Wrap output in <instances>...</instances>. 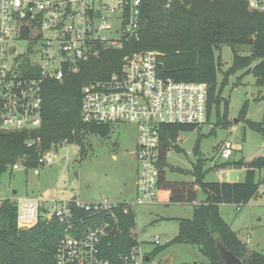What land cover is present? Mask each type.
Here are the masks:
<instances>
[{"label": "trees", "instance_id": "trees-1", "mask_svg": "<svg viewBox=\"0 0 264 264\" xmlns=\"http://www.w3.org/2000/svg\"><path fill=\"white\" fill-rule=\"evenodd\" d=\"M140 38L124 42L120 48L104 50L98 58L80 65L76 74L66 75L61 82L46 81L43 84L41 124L33 130L4 131L0 129V177L15 163L33 171L38 158L46 152H56L63 143L75 145L79 151L85 147L89 136L107 138L113 126L109 124L83 123L80 117V88L90 79H104L118 72L124 55L152 50L158 53L157 73L160 77L175 81L203 82L208 87L207 118H215L216 128L228 129L229 100L221 93L227 79L245 69L240 78L252 75L255 85L264 88V11L253 9L247 0H151L145 2L141 12ZM229 47L232 64L218 82L219 56L216 52ZM248 47L249 53L241 55L236 47ZM255 59L261 61L251 67ZM264 101V97L259 98ZM246 104L238 119L245 130L258 134L264 142V112L260 123L245 119ZM196 128L187 125H162L158 157L157 196L168 204L193 205L190 219L178 220L176 236L171 244L197 247L207 260L206 264H223L218 257L215 241L218 240L231 251L242 264H264V254L249 250L236 233L223 220L219 206L243 207L250 203L264 184L256 180V174L264 169V155L251 159L226 162L216 168H245L241 182H205L207 170L204 162H198L190 171L169 166L166 154L178 149L183 132ZM242 134V135H243ZM167 172L191 177L185 180H169ZM198 189L203 200L197 204ZM127 210L126 212H124ZM76 218L91 226L102 222L112 223L108 214L95 216L72 207ZM112 211L119 232L102 238L101 256L111 263L121 264L120 256L136 245L130 229L135 228V217L126 204H116ZM44 212V211H43ZM41 214L38 222L29 229L16 224V206L10 199L0 202V264H55L54 253L58 240L64 236L66 224L54 216ZM77 222V221H76ZM79 227V226H77ZM85 227L81 226L80 228ZM159 245L149 254L150 260L161 251Z\"/></svg>", "mask_w": 264, "mask_h": 264}, {"label": "built area", "instance_id": "built-area-1", "mask_svg": "<svg viewBox=\"0 0 264 264\" xmlns=\"http://www.w3.org/2000/svg\"><path fill=\"white\" fill-rule=\"evenodd\" d=\"M147 1L151 0H0V129H36L41 124L44 82H61L66 75L78 73L82 63L98 58L102 51L138 41L141 12ZM247 1L253 9L264 11V0ZM16 43L23 46L20 52ZM157 57L152 50L124 55L118 72L104 79L87 80L80 88L83 123H129L136 128L135 205L154 204L157 199L161 126L199 128L207 118V84L160 77ZM232 145L225 141L222 155L231 156ZM65 146L63 143L59 149ZM57 153L58 150L43 153L38 164L51 166ZM19 167L21 164L15 163L11 170ZM12 201L20 229L33 227L44 213L66 224L65 234L55 247V264H115L101 256L100 245L102 238L120 231L112 211L116 204L45 201L27 195ZM72 207L92 216L108 214L112 223L86 227ZM129 232L136 245L119 257L121 264H151V251L145 252L144 246H158L157 238L146 242L136 228Z\"/></svg>", "mask_w": 264, "mask_h": 264}, {"label": "rangeland", "instance_id": "rangeland-1", "mask_svg": "<svg viewBox=\"0 0 264 264\" xmlns=\"http://www.w3.org/2000/svg\"><path fill=\"white\" fill-rule=\"evenodd\" d=\"M21 43H16V49L21 51ZM241 55L249 53L248 47H236ZM219 56L220 71L218 82L224 80L225 72L232 64V53L229 47H222L216 52ZM261 60L255 59L251 67ZM245 69L239 70L230 76L222 90V97L229 100L228 129L216 128L215 118L212 115L209 123L196 128L191 132H183L178 140V149H172L166 154L169 166L181 171H190L191 168L202 160L207 173L205 182H219L236 180L235 171H226L227 168H216L226 162L239 161L244 158L249 162L253 157L264 155V142L260 136L251 130H245L246 142L233 144L231 157L222 155L225 141L232 143L233 137L240 139L243 134L244 123L238 119L241 109L246 104L245 119L260 123L264 112V88L255 85L252 75L240 78ZM138 141L134 125L121 123L113 126L112 133L107 138L89 136L85 139L83 151L75 145L66 144L58 150L51 166H41L33 171H25L21 165L18 170H9L0 177V200L20 198L24 195L41 198L45 201L77 200L81 203H123L130 206L135 217L136 231L140 237L151 242L157 238L162 247L151 264H206L207 260L199 253L197 247L189 245L171 244L176 236L178 220L190 219L193 205L168 204L158 200L154 204L135 205L137 162L135 150ZM190 152V155L187 153ZM20 163V162H17ZM169 180L190 179L180 173L167 172ZM258 178L264 181V169L258 172ZM228 182V181H227ZM16 192V193H13ZM260 198L251 201L248 206H243L240 213L232 208H221L225 222L233 228L251 232L249 248L264 254V222L261 221L264 206V184L259 188ZM203 192L198 189L197 202L203 199ZM49 216V213L45 215ZM260 219V220H258ZM231 224V225H230ZM240 236L245 239L243 231ZM256 240L258 245L253 246ZM155 247L145 244L144 251L150 252Z\"/></svg>", "mask_w": 264, "mask_h": 264}, {"label": "crops", "instance_id": "crops-1", "mask_svg": "<svg viewBox=\"0 0 264 264\" xmlns=\"http://www.w3.org/2000/svg\"><path fill=\"white\" fill-rule=\"evenodd\" d=\"M246 142V134H245V132H244V134L243 135H241V137H240V139L238 140V138H236V137H233V139H232V144H239V143H245ZM234 150H233V145H232V152H233ZM262 155V153H260L259 154V156H261ZM232 156V155H231ZM231 156H229V157H231ZM256 157V156H255ZM255 157H253V158H255ZM253 158H251V159H253ZM242 159H244V158H242ZM251 159H246V160H251ZM238 161V160H237ZM233 162H236V161H233ZM219 169H221V168H219ZM223 170H226V171H235V172H237L236 173V180H225L224 182H229V183H235V182H241V181H243V179H244V173H245V168H227V169H223ZM256 180H260L259 178H258V174H256ZM219 182H223V181H219ZM260 192L258 193V195H257V197L254 199V200H256V199H258V198H260ZM204 198V197H203ZM253 199L251 200V201H253ZM203 200V199H202ZM201 200V201H202ZM201 201H199V202H201ZM251 201H250V203H251ZM199 202H195L194 204H197V203H199ZM249 203V204H250ZM249 204H247L246 206H248ZM227 207H229V208H232L233 210L235 209V211H237L238 213H236V212H233V214H234V216H237L239 213H240V211L242 210L241 208L242 207H237V206H234V205H224V204H222V205H220L219 206V209H223V208H227ZM263 210H264V206H263ZM221 214V213H220ZM221 216H222V214H221ZM223 218V217H222ZM224 220V219H223ZM258 220H260V219H258ZM225 221V220H224ZM261 221H263L262 220V217H261ZM264 222V221H263ZM231 225V224H230ZM232 227V226H231ZM238 226H236L235 224L233 225V228H231L235 233H236V235H237V237H238V239L241 241V242H243V243H245L246 244V246H247V248L249 249V250H253V249H251V248H249V239H251V232L249 231V232H247V231H245V230H242L243 231V234L245 233V241H244V238H242V236H240V233L242 232L240 229H238L237 228ZM258 245V243H257V241L256 240H254L253 241V246L255 247V246H257Z\"/></svg>", "mask_w": 264, "mask_h": 264}, {"label": "water", "instance_id": "water-1", "mask_svg": "<svg viewBox=\"0 0 264 264\" xmlns=\"http://www.w3.org/2000/svg\"><path fill=\"white\" fill-rule=\"evenodd\" d=\"M12 51V49H10ZM16 193V192H13ZM258 192L255 193L254 199L257 197ZM215 248L218 254L219 259L223 264H242L241 261L226 247L222 245L218 240L215 241Z\"/></svg>", "mask_w": 264, "mask_h": 264}]
</instances>
